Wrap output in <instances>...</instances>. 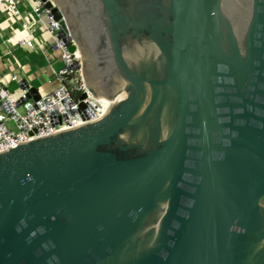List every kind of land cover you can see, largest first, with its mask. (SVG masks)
I'll return each mask as SVG.
<instances>
[{
  "label": "water",
  "instance_id": "1",
  "mask_svg": "<svg viewBox=\"0 0 264 264\" xmlns=\"http://www.w3.org/2000/svg\"><path fill=\"white\" fill-rule=\"evenodd\" d=\"M42 1L109 104L0 151V264H264V0Z\"/></svg>",
  "mask_w": 264,
  "mask_h": 264
},
{
  "label": "built area",
  "instance_id": "2",
  "mask_svg": "<svg viewBox=\"0 0 264 264\" xmlns=\"http://www.w3.org/2000/svg\"><path fill=\"white\" fill-rule=\"evenodd\" d=\"M22 3L28 4L30 11H20L18 5ZM44 4L42 0H0V8L10 15L20 16L29 34L33 32L32 25L35 24L42 26L51 36L50 46L40 36L31 34L29 38H20L17 43L38 52L47 62L45 70L57 82V86L49 93L41 95L39 92L38 100L27 97L31 84L16 72L9 76L5 84L0 83V151L97 119L104 114L109 104L107 99L93 96L87 88L78 51L68 50L72 44L69 34L60 29ZM31 13L37 17L36 21L29 19ZM54 50L58 51L57 62L61 64L58 69L52 65L55 61ZM11 82L18 83L14 91L7 88Z\"/></svg>",
  "mask_w": 264,
  "mask_h": 264
},
{
  "label": "crops",
  "instance_id": "3",
  "mask_svg": "<svg viewBox=\"0 0 264 264\" xmlns=\"http://www.w3.org/2000/svg\"><path fill=\"white\" fill-rule=\"evenodd\" d=\"M23 5L25 7L23 12L30 11L28 4L23 3ZM29 19H31L30 15ZM32 26L34 30L30 34L36 36L34 33L38 29L39 38L50 46L52 38L44 28L35 24ZM28 34L20 16L10 15L3 8H0V83L5 84L9 76L16 72L20 78L27 79L31 86L35 80L42 79L36 87H33L37 88L41 95H45L57 86V82L51 73L45 70L47 62L38 52L29 47L18 45L17 41L20 38L31 36ZM52 53L55 57L52 64L54 67L58 64V51L54 50Z\"/></svg>",
  "mask_w": 264,
  "mask_h": 264
},
{
  "label": "rangeland",
  "instance_id": "4",
  "mask_svg": "<svg viewBox=\"0 0 264 264\" xmlns=\"http://www.w3.org/2000/svg\"><path fill=\"white\" fill-rule=\"evenodd\" d=\"M18 8H19L20 11H23V10L25 9L23 3L20 4V5H18ZM27 8H28V6H27ZM30 18H31L33 21H36V19H37V17H36L35 14H33V13H31ZM36 28H37V27H36ZM38 33H39V31H38V29H36V31H35L34 34H35V35H38ZM60 66H61L60 63L54 65L55 69H58ZM41 81H42V79L35 80L34 83L32 84V86H35V87H36V85H38V83H40ZM17 87H18V83H16V82H11V83L8 85L7 88H8L9 91H14Z\"/></svg>",
  "mask_w": 264,
  "mask_h": 264
},
{
  "label": "bare ground",
  "instance_id": "5",
  "mask_svg": "<svg viewBox=\"0 0 264 264\" xmlns=\"http://www.w3.org/2000/svg\"><path fill=\"white\" fill-rule=\"evenodd\" d=\"M108 104V103H107ZM108 107V106H107Z\"/></svg>",
  "mask_w": 264,
  "mask_h": 264
}]
</instances>
